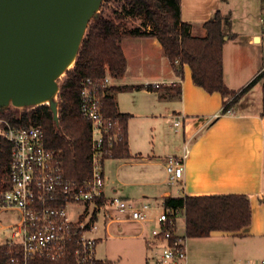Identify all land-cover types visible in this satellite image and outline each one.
<instances>
[{"label":"trees","instance_id":"16d2710c","mask_svg":"<svg viewBox=\"0 0 264 264\" xmlns=\"http://www.w3.org/2000/svg\"><path fill=\"white\" fill-rule=\"evenodd\" d=\"M114 5L105 13V4ZM181 0H103L99 11L88 23L75 64L65 70V78L59 85L57 96L58 121L47 104L0 109V119L16 127H39L45 145L61 159L63 172L71 180L81 182L91 175L90 133L91 124L80 112V87L82 80L91 78L101 81L106 75L119 79L126 69V58L119 44L124 37H154L161 45L165 56L177 75H182L186 65L194 85L208 94L219 93L223 99L220 114L230 111L239 100L257 83L264 79L260 71L239 90L229 89L223 77V45L230 33L231 23L220 11L201 24L204 35H194L192 25L182 21ZM141 20V25L130 27L132 20ZM226 38V39H225ZM180 95L178 83L169 86ZM125 87H104L102 113L113 120L118 129V141L112 147V159L130 158L127 124L129 114L117 110L111 94ZM133 89L157 90L151 85L133 86ZM261 117L264 118V81L261 87ZM10 167V145L0 138V190ZM99 201L98 204H101ZM167 206L184 207L185 238H203L212 232L236 235L252 222V208L246 195L212 194L182 197H167ZM95 216H92V220ZM10 257L6 246H0V264H7ZM30 264H65L35 259Z\"/></svg>","mask_w":264,"mask_h":264},{"label":"built area","instance_id":"2783aa9c","mask_svg":"<svg viewBox=\"0 0 264 264\" xmlns=\"http://www.w3.org/2000/svg\"><path fill=\"white\" fill-rule=\"evenodd\" d=\"M259 22L264 29V4ZM109 84V75L101 81L86 78L81 82L79 108L91 124V175L81 182L65 176L60 157L46 147L39 127H16L0 119V138L10 145V167L3 181L5 189L0 190V215L17 214L15 223H0V229L11 230L10 238L0 245L9 250L7 264H30L35 259L65 264H110L96 256L97 238L93 235L98 226L92 216L99 215L104 208L108 221L124 219L152 224L150 238L156 246L144 264L186 262V238L178 232L177 225L184 207L167 206L164 200L134 204L116 195H105L103 164L119 139L113 120L102 113L103 89ZM181 118L174 119L175 129L181 126ZM186 156L184 145L181 155L165 159L169 179L182 177ZM78 204L92 208L79 211L72 219L68 207Z\"/></svg>","mask_w":264,"mask_h":264},{"label":"crops","instance_id":"0c3cea01","mask_svg":"<svg viewBox=\"0 0 264 264\" xmlns=\"http://www.w3.org/2000/svg\"><path fill=\"white\" fill-rule=\"evenodd\" d=\"M182 8L183 0H181L180 3L181 17ZM197 11L199 15L207 13L208 16L210 15L211 17L216 11H220L221 14H223L217 3H214L210 8L206 7V9L202 6ZM196 15L197 14L194 16ZM181 20L183 21L182 18ZM185 22L190 23L192 26L194 24L201 26L205 21L191 18L186 19ZM202 35H204V31ZM119 44L126 58V69L121 78L116 79L110 77L109 86L118 88L125 87V89L113 91L111 94L116 101L118 112L130 115L127 124V132L131 157L127 159L108 158L104 161L103 171L106 178L105 195L107 197L116 195L134 204H140L143 202H159L167 197H182L184 195L199 196L212 195L215 193L242 194L246 195L250 201L253 221L254 211L251 198L255 195L259 199L264 200V189L254 184H257V182H253L248 172L244 170L236 171L237 167L235 168V166L238 164L234 161V157L237 156L236 151L243 153L251 147L249 142L252 126L253 128L254 126H258L260 137L264 135V118L260 115L262 94L260 100L258 95H253L256 85L246 93L230 111L221 115L220 111L223 107V99L221 98L220 100V98L215 96L219 93H206L203 89L194 85L191 75L190 80L192 84H189V82L184 79L183 69L186 65L182 67V75H177L172 69L168 58L165 56L161 45L154 37H124L120 40ZM223 77L226 86L231 89L226 81L224 70V45ZM175 83L180 85L179 96L175 94V91L169 88V86ZM138 85H151L157 90L148 91L145 89H133V86ZM128 91H137L145 97L139 98L136 109H125L121 106L117 98L119 94ZM158 116H165L169 120V126L173 128L176 133L181 129L180 138L183 143L181 149L177 145L166 143L165 151H155L152 146L144 151L137 144L138 140L147 139V137H143L144 132L143 135L141 134V125L146 121L155 120ZM188 116H202L203 119H220L219 123L223 126L221 127V131H219L220 136L217 137L214 144L197 145L196 142L192 145L189 153L190 159L187 163L184 161V171L180 179H168L166 174L163 179H158L155 174V167L162 166L164 173H166L164 164L165 159L169 156L181 155L183 146H187L185 142V122ZM176 117H182L181 126L177 129L173 127V121ZM207 122L198 125L197 132L193 134L194 136L192 135L191 140L198 136ZM236 144L237 146H235ZM236 147L238 148L237 150ZM187 158L188 155L186 156V159ZM110 161H115L114 177L117 183L115 180L111 179L108 173ZM230 166L232 168L231 170ZM218 179H221V183L226 185L229 189L214 191L218 189ZM82 206L81 212H85L87 209L92 208L89 205ZM260 207L261 206H257V209ZM93 215L95 216L94 220L97 222V215H95V213ZM179 217H183V224L180 227L177 223L178 232L183 235L185 232V219L183 214ZM105 222L104 230L107 235H109L110 226H115L118 233L123 231L124 224H134L137 227L136 233L128 236L134 238L140 237L143 239V247L145 250L143 257L144 264L145 260L153 253V249L156 246L155 241L150 238V232L148 233L146 230L148 225L152 228V224H146V226L124 219L117 221H108V219H105ZM216 233L221 235L216 236ZM247 235L248 237L253 236L250 233L241 234V232L236 235L212 232L209 236L203 238H186L187 259L184 264H206L207 262L203 261L200 254L196 256L193 252L194 245H197L193 244L195 243L194 239L195 241H203L197 242L199 243L198 246H202L205 245V241H219L229 238L231 239L232 246L236 248L241 244L240 240ZM237 239H239V242H236ZM99 240L100 237L97 238V242ZM218 244L220 246L223 245L221 242ZM217 251V254H221L219 250ZM100 259H104L111 264H119L121 257L118 256L112 260L107 258ZM227 259H230L232 264H236L233 255ZM224 260L225 258L223 255H217L213 258L212 264H218Z\"/></svg>","mask_w":264,"mask_h":264},{"label":"rangeland","instance_id":"374dc122","mask_svg":"<svg viewBox=\"0 0 264 264\" xmlns=\"http://www.w3.org/2000/svg\"><path fill=\"white\" fill-rule=\"evenodd\" d=\"M214 3L219 4L222 13L227 19H229L231 23L230 33L236 34L235 38H228L225 40L224 70L228 86L237 91L245 86L260 71H264V29L259 22V14L264 4V0H183L181 18L183 21L191 18L207 21L211 16H208L207 13L199 15L197 10L202 6H204L205 9L206 7L210 8ZM113 5L114 4L111 1H108L105 4L104 11L106 14L109 13V8ZM195 14L197 15L194 16ZM129 25L130 27L140 26L141 20H132L129 22ZM202 32L203 29L200 25L194 24L192 26V33L194 35L200 36L202 35ZM256 38H259V40H256ZM183 71L184 79L187 80L189 84H192L188 67L184 66ZM64 78L65 71L57 79L58 91L59 85ZM263 81L264 79L256 84L253 93L254 96L258 95L259 100L261 99V84ZM58 91L55 95L56 101L59 94ZM215 96L220 98V100L222 98L220 94H216ZM117 98L122 107L128 110H133L136 109V106L139 103V98L145 97L137 91H128L119 94ZM219 120L220 119H203L202 116H188L186 118L185 142L187 143L188 151V158L185 160L186 163L190 159L189 153L194 143L197 142V145H210L216 142L217 137L220 136L219 131H221V127H223L219 123ZM205 122L207 123L203 130L195 139L191 140L192 135L197 132L198 125ZM143 132V137H147V139H140L141 141L138 140L137 144L144 151L151 148V146L155 151H165L166 143H172L175 146L177 145L180 149L182 147L183 143L180 138L181 129L176 133L175 130L169 126V120L165 116H158L155 120L146 121L141 125L142 135ZM249 143L251 144V147L248 150H245V152L242 153L236 151L237 156L234 157V161L237 162L239 166L237 165L235 168L237 167L236 171L244 170L245 172H248V174L251 175L253 182H257V184H254L261 189H264V135L262 137L259 136L258 126H254V128L252 126ZM235 146H237V144ZM237 149L238 148L236 147V150ZM110 162L108 173L110 174L111 179L115 180V161ZM231 169L230 166V170ZM155 174L158 179H163L165 174L169 179L167 173H164L162 166L155 167ZM217 181H219L217 182L218 189H215L214 191L229 189L226 185L221 183V179H218ZM251 200L254 211L253 221L250 227L244 229L241 234L250 233L253 235L252 237H248V235L244 236L245 238L243 237V239L240 240L241 244L236 248L232 246L231 239L229 238L219 241H205V245L202 246H198L199 243L197 242L203 241H195L194 239L195 243L193 244H197L194 245L193 248L195 255L198 256V254H200L203 261H207L206 264H212L213 258L217 255H223L225 258L223 262L218 264H232L231 260L227 259L230 258L231 255L235 257L236 264H261L264 260V200L259 199L255 195L252 196ZM257 206L261 207L257 209ZM82 208V204L69 205L68 210L70 217L75 219L77 213L79 211L81 212ZM105 209L106 208L102 209L100 214L97 215L98 220L96 224L98 229L93 233L95 237H100L96 246V256L98 258H107L109 260L120 256L121 259L119 264H143V257L145 254L143 239L140 237L134 238L128 236L136 233L137 227L134 224H124L123 231L118 233L115 226H110L109 235H107L104 230L106 223L105 219H107L106 217L104 218L103 214ZM16 221V213H3L0 215V223L2 225L13 224ZM177 223L181 227L183 224V217H179ZM148 226L146 227V230L149 233L151 227ZM10 233L11 230L9 229H0V245L10 238ZM216 234V236L221 235L219 233ZM219 242L223 243V245L220 246L218 244ZM236 242H239V239H237ZM217 250H219L221 254H217Z\"/></svg>","mask_w":264,"mask_h":264},{"label":"water","instance_id":"95a60500","mask_svg":"<svg viewBox=\"0 0 264 264\" xmlns=\"http://www.w3.org/2000/svg\"><path fill=\"white\" fill-rule=\"evenodd\" d=\"M102 2L0 0V109L47 104L58 121L57 79Z\"/></svg>","mask_w":264,"mask_h":264},{"label":"bare ground","instance_id":"6f19581e","mask_svg":"<svg viewBox=\"0 0 264 264\" xmlns=\"http://www.w3.org/2000/svg\"><path fill=\"white\" fill-rule=\"evenodd\" d=\"M71 65H73V60L68 64V66H71Z\"/></svg>","mask_w":264,"mask_h":264}]
</instances>
